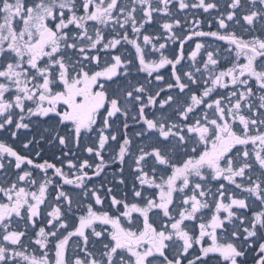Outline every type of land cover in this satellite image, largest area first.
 I'll list each match as a JSON object with an SVG mask.
<instances>
[{"label":"snow or ice","instance_id":"snow-or-ice-1","mask_svg":"<svg viewBox=\"0 0 264 264\" xmlns=\"http://www.w3.org/2000/svg\"><path fill=\"white\" fill-rule=\"evenodd\" d=\"M0 264H264V0H0Z\"/></svg>","mask_w":264,"mask_h":264},{"label":"flooded vegetation","instance_id":"flooded-vegetation-1","mask_svg":"<svg viewBox=\"0 0 264 264\" xmlns=\"http://www.w3.org/2000/svg\"><path fill=\"white\" fill-rule=\"evenodd\" d=\"M189 18H191V17H189ZM203 30L204 31H209V30H215V28L213 27L212 29H209L207 23L205 22ZM203 40L205 42H207V43H212V39L211 38H203ZM194 44H195V39L193 40L192 46H194ZM189 50H190V48H189ZM161 71H163V70H161ZM50 156H51V152H47L44 156H42L41 158L37 159L36 162H42L43 159H48Z\"/></svg>","mask_w":264,"mask_h":264}]
</instances>
